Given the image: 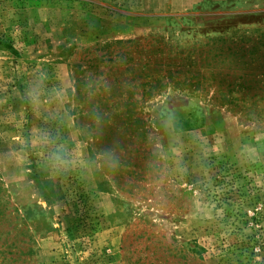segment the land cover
<instances>
[{
    "label": "rangeland",
    "instance_id": "374dc122",
    "mask_svg": "<svg viewBox=\"0 0 264 264\" xmlns=\"http://www.w3.org/2000/svg\"><path fill=\"white\" fill-rule=\"evenodd\" d=\"M0 0V264H264V0Z\"/></svg>",
    "mask_w": 264,
    "mask_h": 264
},
{
    "label": "crops",
    "instance_id": "0c3cea01",
    "mask_svg": "<svg viewBox=\"0 0 264 264\" xmlns=\"http://www.w3.org/2000/svg\"><path fill=\"white\" fill-rule=\"evenodd\" d=\"M185 2H187L185 6H181V7H175L176 9L173 11H183V10H187L191 5L195 4L197 2V0H185Z\"/></svg>",
    "mask_w": 264,
    "mask_h": 264
}]
</instances>
